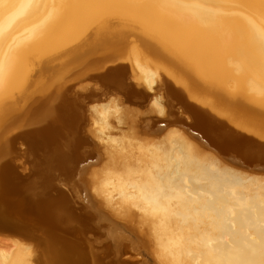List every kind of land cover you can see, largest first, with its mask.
Segmentation results:
<instances>
[{
  "label": "bare ground",
  "instance_id": "bare-ground-1",
  "mask_svg": "<svg viewBox=\"0 0 264 264\" xmlns=\"http://www.w3.org/2000/svg\"><path fill=\"white\" fill-rule=\"evenodd\" d=\"M118 64L141 98L112 90L82 103L94 160L73 184L78 200L155 264H264V172L162 121L171 83L264 135V0H0V162L26 123L56 114L63 96L103 90L95 79ZM127 111L143 140L119 127ZM7 233L0 264L68 263Z\"/></svg>",
  "mask_w": 264,
  "mask_h": 264
},
{
  "label": "water",
  "instance_id": "water-1",
  "mask_svg": "<svg viewBox=\"0 0 264 264\" xmlns=\"http://www.w3.org/2000/svg\"><path fill=\"white\" fill-rule=\"evenodd\" d=\"M125 77L127 64H118L107 77L95 79L103 90L63 96L56 114L25 124L23 137L0 162V233L34 238L41 247L65 256L67 264H155L129 241L108 238L93 207L78 200L73 189L85 165L94 160L79 117L82 103L102 100L107 91L116 90L134 104L141 95ZM163 91L170 112L162 121L185 128L229 162L264 172V135L237 128L205 101L171 83Z\"/></svg>",
  "mask_w": 264,
  "mask_h": 264
},
{
  "label": "rangeland",
  "instance_id": "rangeland-1",
  "mask_svg": "<svg viewBox=\"0 0 264 264\" xmlns=\"http://www.w3.org/2000/svg\"><path fill=\"white\" fill-rule=\"evenodd\" d=\"M127 113L128 114H130V115H127L128 116V118H126V121L123 123V125H120L119 127H121V128H124V129H126V130H128V132L129 133H131V134H133L134 136L136 135L135 133V129H136V127H133L134 125H133V123H132V119H134V118H136V115L134 114V113H132V112H129V111H127ZM145 114L144 115H142L143 117H145V116H147V115H149L150 113H148V112H144ZM152 116H154L155 117V119L157 118V119H163L164 117H162V116H160L158 113H152ZM142 117V118H143ZM139 128V127H138ZM138 134V133H137ZM138 138H140V139H142L143 140V138L140 136V134H138V135H136ZM121 222H123V219H121V218H118ZM131 225L133 226V227H136L137 228V224L136 223H131ZM147 247V246H146ZM146 247H140V249L144 252V254H146L147 256H149L151 259H153L154 260V257H153V253H152V251H151V249H150V247H148V248H146ZM138 259H139V257H138Z\"/></svg>",
  "mask_w": 264,
  "mask_h": 264
}]
</instances>
